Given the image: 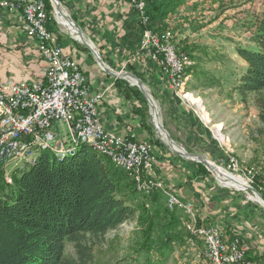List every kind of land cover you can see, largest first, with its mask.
I'll list each match as a JSON object with an SVG mask.
<instances>
[{"label": "crops", "instance_id": "obj_1", "mask_svg": "<svg viewBox=\"0 0 264 264\" xmlns=\"http://www.w3.org/2000/svg\"><path fill=\"white\" fill-rule=\"evenodd\" d=\"M59 2L60 14L52 5L49 28L64 54L80 66L91 93L102 94L97 103L100 123L126 139L151 143L156 172L166 186L195 208L202 223L219 224L227 241L240 237L249 246L247 257L264 264V209L242 191L201 172L199 164H204L193 155L223 161L228 159L226 151L214 128L172 87L160 62L141 48L143 26L132 1ZM160 3L165 0H147V9ZM165 11L161 8L162 16L158 15L154 26L165 23ZM43 64L39 40L23 28L22 8L0 5V81L31 83L39 77ZM240 106L229 116L235 121L231 126L228 118L210 110L214 124L225 125L234 146V131L244 127L246 118Z\"/></svg>", "mask_w": 264, "mask_h": 264}, {"label": "trees", "instance_id": "obj_2", "mask_svg": "<svg viewBox=\"0 0 264 264\" xmlns=\"http://www.w3.org/2000/svg\"><path fill=\"white\" fill-rule=\"evenodd\" d=\"M44 1L50 19L53 6L50 0ZM181 2L165 0L147 9L151 24L162 16L161 8L167 14ZM250 30L248 45L235 46L245 66L239 73L227 70L237 78L232 83L234 91L245 103L253 102L264 127V9ZM188 71L198 74L191 67ZM214 79L206 85L213 86ZM19 171L13 174L12 184L0 179V264H134L120 258L118 236L104 244L106 234L137 218L144 225L146 241L140 250L144 251L152 247V235L161 220L176 221L179 209L164 204L162 190L134 200L137 188L127 172L87 144L67 159L43 151L34 165ZM169 241L171 236L160 244ZM69 243L74 253L67 251Z\"/></svg>", "mask_w": 264, "mask_h": 264}, {"label": "built area", "instance_id": "obj_3", "mask_svg": "<svg viewBox=\"0 0 264 264\" xmlns=\"http://www.w3.org/2000/svg\"><path fill=\"white\" fill-rule=\"evenodd\" d=\"M131 1L145 26L141 48L160 62L177 91L179 73L191 67L193 59L180 50L171 30L148 26L147 0ZM0 5L22 8L23 28L39 40L44 60L39 77L31 83L0 81V177H6L7 183L12 184L13 172L24 168L27 156L33 151L65 152L80 143H94L127 174L136 176L139 191L162 190L167 195L168 207L184 213L191 245L196 239L204 244V264H258L247 257L249 246L240 237L227 241L219 224L202 223L190 203L166 188L157 177V160L151 143L126 139L100 123L97 103L102 94L91 93L80 66L64 54L56 34L49 28L45 1L1 0ZM231 162L232 170L248 176L246 179L236 175L246 182L244 189L250 188L248 181L253 182V171H243L237 161ZM261 188L264 189V176Z\"/></svg>", "mask_w": 264, "mask_h": 264}, {"label": "rangeland", "instance_id": "obj_4", "mask_svg": "<svg viewBox=\"0 0 264 264\" xmlns=\"http://www.w3.org/2000/svg\"><path fill=\"white\" fill-rule=\"evenodd\" d=\"M171 5H175V3H171ZM263 9L264 0H182L172 11L165 14L166 21L162 26H154L151 24L150 18L148 26L160 31L171 30L174 34V41L180 50L192 56L193 65L191 68L198 74L193 76L188 69L181 71L179 80L183 83L177 87V92L182 94L189 105L194 106L206 125L214 128L215 136L223 144L222 150L226 151L228 158L223 161L205 158L213 167L211 169L203 163L205 169L218 182H222L223 185L233 190L242 191L250 201L264 209V189L261 188V179L264 176V127L258 118V109L253 102L245 103L234 91L232 83H236L237 78L228 71L235 69L239 73L245 66L244 61L236 54L235 46L239 43L248 45L251 25ZM195 49L197 51L194 52ZM191 78L192 80H190ZM211 78H215V83L209 87L206 85V81ZM188 82L190 87L187 86ZM196 99L202 103V107ZM239 104L241 105L240 110H244L246 118L244 127L234 131L237 137V145L234 146L231 145V141L224 131L225 125L214 124L210 110L213 108L217 113L219 112V116L228 118L227 125L231 126L235 121H233V116H229L232 111L238 108ZM242 130L244 131L242 132ZM232 160L237 161L243 171L252 170L255 174L253 182L248 181L250 188L244 189L247 186L246 182L236 175H241L246 179L248 176L232 170L230 167ZM119 167L121 168V166ZM216 167L220 169L221 173L227 175L229 180L245 183V187L221 181ZM23 169L19 168V170ZM19 170L15 172H20ZM128 175L137 188L135 175ZM2 178L7 182L6 177H0V179ZM166 188L169 189L167 186ZM146 194L149 193L139 191L137 188L134 200L139 202L146 198ZM164 204H167V195L165 194ZM175 218L176 221L173 223L169 222V218L161 220V223L156 225L152 235L154 243L151 248L143 249L144 251H140L146 241L144 225H141L137 218L130 219L110 230L105 236L104 244L118 236L120 258L134 264L137 262L142 264H204L202 240L196 239L195 244L191 245L189 233L184 224V213L180 210L176 211ZM170 236V244H160ZM67 251L74 253L73 244H68Z\"/></svg>", "mask_w": 264, "mask_h": 264}, {"label": "bare ground", "instance_id": "obj_5", "mask_svg": "<svg viewBox=\"0 0 264 264\" xmlns=\"http://www.w3.org/2000/svg\"><path fill=\"white\" fill-rule=\"evenodd\" d=\"M74 28V27H73ZM180 76V75H179ZM183 82L181 81V80H179V86L182 84ZM190 96V95H189ZM196 101H198V99H196ZM198 102H200V101H198ZM0 104H2V97L0 96ZM200 106L202 107V103L200 102ZM166 133V132H165ZM82 144H87V145H89V146H91V148L93 149V150H95V151H98V152H100V153H103V150L99 147V146H97L96 144H94V143H80L78 146H76L75 148H72V149H68L67 151H65V152H57L56 150H41V151H38V150H36V151H33L32 152V155H29V156H27V159H26V165L24 166V169L23 168H21V169H23V170H26V169H29L32 165H34L36 162H37V160H38V158H39V156L41 155V153L43 152V151H50V152H52V154L57 158V159H66V158H69V157H72V156H75L77 153H78V151H79V149H80V147H81V145ZM104 154V153H103ZM112 161H113V159H111ZM114 162V161H113ZM115 163V162H114ZM115 164H118V163H115ZM119 166H121L120 164H118ZM216 171L218 172V175H219V177H220V179L221 180H223L225 183H228V184H231V185H237V186H240V187H245V183H237V182H235V181H231V180H229L228 179V177H227V175H224L223 173H221V171H220V169L218 168V167H216ZM233 177V176H232ZM135 178H136V176H135ZM233 178H235V177H233ZM236 179V178H235ZM237 180V179H236ZM241 182H243V181H241Z\"/></svg>", "mask_w": 264, "mask_h": 264}, {"label": "water", "instance_id": "obj_6", "mask_svg": "<svg viewBox=\"0 0 264 264\" xmlns=\"http://www.w3.org/2000/svg\"><path fill=\"white\" fill-rule=\"evenodd\" d=\"M53 1V3H54V5H55V8H56V13H58V14H60V11H61V6H60V2H59V0H52ZM179 151V150H178ZM179 153L180 154H182V155H184V156H189V154H187L186 152H181V151H179ZM193 158L195 159V160H197L198 162H201V163H204V164H206L207 166H209V168H213V167H211L212 165H211V163L208 161V160H206L204 157H202V156H198V155H193ZM253 190L258 194V195H260L254 188H253Z\"/></svg>", "mask_w": 264, "mask_h": 264}]
</instances>
